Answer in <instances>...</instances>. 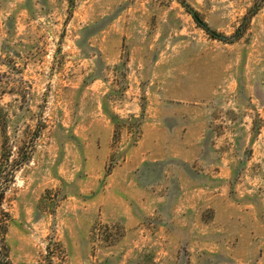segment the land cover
Listing matches in <instances>:
<instances>
[{"label":"rangeland","instance_id":"obj_1","mask_svg":"<svg viewBox=\"0 0 264 264\" xmlns=\"http://www.w3.org/2000/svg\"><path fill=\"white\" fill-rule=\"evenodd\" d=\"M12 264H264V0H0Z\"/></svg>","mask_w":264,"mask_h":264},{"label":"trees","instance_id":"obj_2","mask_svg":"<svg viewBox=\"0 0 264 264\" xmlns=\"http://www.w3.org/2000/svg\"><path fill=\"white\" fill-rule=\"evenodd\" d=\"M7 222L0 221V264H12L7 243Z\"/></svg>","mask_w":264,"mask_h":264}]
</instances>
